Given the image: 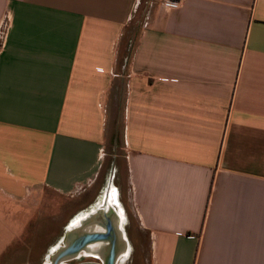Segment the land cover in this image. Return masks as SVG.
<instances>
[{
    "label": "crops",
    "instance_id": "crops-1",
    "mask_svg": "<svg viewBox=\"0 0 264 264\" xmlns=\"http://www.w3.org/2000/svg\"><path fill=\"white\" fill-rule=\"evenodd\" d=\"M137 1L0 0V195L112 185L141 264H264V0Z\"/></svg>",
    "mask_w": 264,
    "mask_h": 264
},
{
    "label": "rangeland",
    "instance_id": "rangeland-1",
    "mask_svg": "<svg viewBox=\"0 0 264 264\" xmlns=\"http://www.w3.org/2000/svg\"><path fill=\"white\" fill-rule=\"evenodd\" d=\"M156 1L143 0L142 4L137 6L133 21L135 23L143 21L147 11L156 6ZM7 23L8 20L5 21V26ZM77 207L76 197L61 195L47 188H40L36 194L22 200L11 201L0 195V221L2 222L0 223V264H41L43 260L45 264H52L50 258L58 253L59 248L65 246V233L76 231L81 223L79 227H83V222H86L97 210L99 211L95 214L102 211L103 214L108 215L111 210L116 212L117 214L114 213L116 216L111 219L116 229H118L117 225L127 229L131 225V220L129 222L126 220L121 196L112 185L105 187L86 208L77 211ZM133 222L134 219L132 227L136 225V222L134 224ZM126 223H129L128 226ZM89 225L84 228L90 230L94 228L97 231L105 229L104 223ZM7 228L11 233H5L8 231ZM94 244L89 246L94 248L96 247L93 246ZM139 246L147 247V241L129 238L125 247L126 251L122 254L124 258L118 264L144 262L145 258H139L131 249L132 247L138 249ZM92 248L84 250L75 259L62 261L61 264H77L84 260L102 262Z\"/></svg>",
    "mask_w": 264,
    "mask_h": 264
},
{
    "label": "water",
    "instance_id": "water-1",
    "mask_svg": "<svg viewBox=\"0 0 264 264\" xmlns=\"http://www.w3.org/2000/svg\"><path fill=\"white\" fill-rule=\"evenodd\" d=\"M104 225L107 231L109 232L115 231V226L113 225L111 220H109V222L107 223H104ZM109 232H107V235L109 234ZM74 236H76V231H72L69 234H66L65 246L59 248L58 253L50 258L52 264H61L62 261H66V260L68 261V259H75L82 251L90 249V247H88L90 243L92 242L98 243L103 241L101 240L102 238H106L105 233H96V232L92 234H86L84 237L78 239L77 241L73 239ZM112 244L113 247L116 246V242ZM124 252L118 251V249L115 250V248H113V251H111L109 257H107L106 260H104L102 257L100 258L103 262V263L101 262L100 264H117ZM119 253H121L120 256ZM80 264H92V263H80Z\"/></svg>",
    "mask_w": 264,
    "mask_h": 264
},
{
    "label": "flooded vegetation",
    "instance_id": "flooded-vegetation-1",
    "mask_svg": "<svg viewBox=\"0 0 264 264\" xmlns=\"http://www.w3.org/2000/svg\"><path fill=\"white\" fill-rule=\"evenodd\" d=\"M98 211V210H97ZM112 214H114V213H116V212H114L113 210H111L110 211ZM94 214H95V211H94ZM93 214V215H94ZM92 215V216H93ZM114 215H116V214H114ZM105 217V218H104ZM104 217H101L99 220L101 221V223H107V222H109V220H110V218L109 217H106V216H104ZM112 218V217H111ZM99 220H94L95 222H93V221H91L92 223H98L99 222ZM90 222V223H91ZM82 224V223H81ZM81 224H79L77 227H79ZM83 226V225H82ZM84 226H86V225H84ZM104 227H105V225H104ZM80 228V227H79ZM79 230H81V228L79 229ZM107 232H109V231H107ZM115 233V231H111V232H109V234L107 235V233H106V238L109 240L108 242H109V244H111V243H114V242H118V251H120V250H122L121 252H124L125 250H123L125 247H126V243H127V240H124V242L121 240V239H118V241H117V237L119 236V234L118 233H116V235H117V237H116V235L114 234ZM98 244H101V242H99V243H96V244H94L93 246H96L97 247V245ZM113 248H115V247H113V244H112V246L111 247H109L108 249H105L104 251L102 250L101 251V254H97L96 253V255L97 256H100V258L102 257L103 259H104V257L105 258H107V257H109V250L110 251H113ZM127 250H129V249H127ZM120 254V253H119ZM126 256V255H125ZM124 257H121L120 259H119V261H118V263L123 259ZM117 263V264H118ZM94 264H96V263H94Z\"/></svg>",
    "mask_w": 264,
    "mask_h": 264
},
{
    "label": "built area",
    "instance_id": "built-area-1",
    "mask_svg": "<svg viewBox=\"0 0 264 264\" xmlns=\"http://www.w3.org/2000/svg\"><path fill=\"white\" fill-rule=\"evenodd\" d=\"M183 0H162V6L166 10H177L181 7Z\"/></svg>",
    "mask_w": 264,
    "mask_h": 264
},
{
    "label": "bare ground",
    "instance_id": "bare-ground-1",
    "mask_svg": "<svg viewBox=\"0 0 264 264\" xmlns=\"http://www.w3.org/2000/svg\"><path fill=\"white\" fill-rule=\"evenodd\" d=\"M115 216H116V215H114V217H115ZM115 223H116V222H115ZM84 225H85V224H84ZM84 227H85V226H84ZM81 229H83V227H81ZM84 230L86 231V230H88V229H85V228H84ZM79 231H80V230H79ZM80 232H81V231H80ZM81 233H82V232H81ZM92 233H93V232H90V233H88V232H87V233H86V232H83L82 234H83V235H84V234L86 235V234H92ZM92 243H94V242H92ZM92 243H90V244H92ZM95 244H96V243H95ZM124 249H125V248H124ZM124 249H123V250H124ZM121 251H122V250H121ZM104 260H106V258H104Z\"/></svg>",
    "mask_w": 264,
    "mask_h": 264
}]
</instances>
